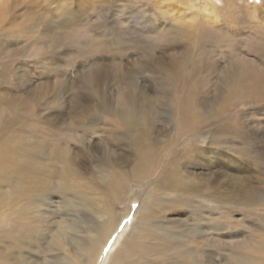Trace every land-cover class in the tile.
<instances>
[{"label": "rangeland", "instance_id": "rangeland-1", "mask_svg": "<svg viewBox=\"0 0 264 264\" xmlns=\"http://www.w3.org/2000/svg\"><path fill=\"white\" fill-rule=\"evenodd\" d=\"M201 23L217 38L206 48L212 50L211 60L218 64L212 73L200 70L197 74L201 80H206L198 98L207 101L208 104L204 102L207 108L211 105L213 109L217 107L216 112L224 106L223 91L229 88L224 86L225 78L222 76H225L229 66L230 56L238 61L239 67L250 63V67L259 69L260 94L257 95L261 96L238 97V102L230 101V104H237L230 109V97L225 95L229 113L238 115L245 126L239 131L246 135V141L230 140L226 133H222V141L216 143L226 147L228 160L224 164L217 160L216 166L210 167L211 171L215 170L211 175L205 174V168L203 171L196 169V173L202 178L200 182H210L219 179L220 169L227 168L229 173L226 177L230 175L229 178L236 181L237 175L232 167L237 163L230 159L231 155L235 157L236 152L238 158L257 160L258 165L246 162L244 189L241 184L231 183L232 187H237L229 191L228 201L207 191L194 198L185 196V200L151 195L147 200L153 205L166 207L169 204L181 210L164 217L177 222L173 241L190 240L195 244L185 245L175 253L178 249L176 245H163L161 238L156 237L159 241L153 239L152 245L157 244L158 247L141 253L139 261L145 264H255L264 258V57H261V51H264V0H0V52L9 63V77L4 83L6 94L16 103L20 98L29 97L31 107L39 111L44 120L39 122L40 126L48 127L52 132H33L29 135L30 139L35 136L45 138L44 143L49 146L68 143L75 164L88 181L92 180V176L97 179L100 174L95 172V164L108 159L115 165L117 159L121 162L129 158L126 148L130 142L122 138L123 129L118 124L120 119L111 113L99 112L98 106L102 102L115 108L119 96L131 90L137 107L142 110L145 105L146 116L149 119L153 117L144 131L147 143H168L176 124L172 109L165 104L166 96H172L169 92L172 88L169 83L160 80L163 73L159 62L163 61L164 53L172 57L174 50L180 54L181 47L194 44L195 29ZM237 27H245L246 33H239L236 37L228 33ZM167 28L175 35H165L162 29ZM117 43L121 44L122 53L105 51H112ZM151 48L152 60L149 58ZM163 48L174 50L164 51ZM257 51H260V58ZM93 66L96 71L99 70L98 75H102L98 76L101 85L95 87L94 93L93 88L86 85L89 80L87 72ZM61 85L65 87H62V93L58 89ZM76 92L82 93L84 97L80 103L86 106L80 117L70 110V99ZM88 93L93 95L86 96ZM56 94H60L61 107L47 109L46 104H54L56 108ZM69 122L73 123V128L67 134L70 140L66 141L63 137L68 131L64 127ZM54 127L59 131L55 132L57 129ZM213 127L204 126L201 133L181 147L207 146L214 133ZM77 143H84V147ZM247 145L249 151L246 153L242 146ZM98 148L105 153H98ZM148 185L131 181L132 191L125 203H117L116 208L122 212L129 211L127 215L133 214L143 202ZM57 199L53 195L52 208L45 205L42 210L53 211L55 220L62 221L68 217L74 224L69 234H74L73 230L81 225L96 224L97 214L93 209L65 206L58 204ZM125 204L127 207L123 208ZM162 221V217L157 219L159 230L163 229ZM28 238V243L33 240L31 236ZM113 239L106 244V250ZM68 242L70 245L74 243L71 236ZM120 242V239L117 240L110 250L119 248ZM34 243L36 247L37 240ZM40 244L44 246V241ZM35 247L23 246L21 257L28 256L26 250L40 256L41 261H48L49 252L44 258ZM8 261L16 262V254L13 253ZM58 261L51 258L46 264H58ZM94 264H100V259Z\"/></svg>", "mask_w": 264, "mask_h": 264}, {"label": "bare ground", "instance_id": "bare-ground-1", "mask_svg": "<svg viewBox=\"0 0 264 264\" xmlns=\"http://www.w3.org/2000/svg\"><path fill=\"white\" fill-rule=\"evenodd\" d=\"M244 28H233L228 33L235 37L239 33L243 35L246 33ZM162 31L165 35H175L170 28L162 29ZM195 31V42L192 41L194 44L181 47L180 54H176L174 49L163 48L164 51L174 50V56L166 55V52L163 61L159 62V69L163 73L159 78L163 83H169L172 88L169 91L172 96H166L165 104L172 109L176 126L168 143H147L144 131L152 123L153 117L149 119L146 116L145 105L142 106V110L137 107L138 104L133 100L131 90L119 96L115 108L102 102L98 106L99 112L111 113L120 119L118 124L123 129L122 138L130 142L127 143L126 155L132 160L124 163L123 161L129 158L121 162L117 159L114 165L112 161L105 159L102 163L95 164V172L100 174L97 179L92 176L91 181H88L75 164L68 143H54L53 146H49L44 143L45 138L35 136L33 140L30 139L29 135L33 132L40 131L48 134L52 132L48 127L40 126L39 122L44 120L39 111L31 107L29 97L20 98L16 103L7 96L4 83H7L9 77V63L5 56L1 55L2 51L0 52V261H7L0 262V264H46L51 258L58 259V264H94L99 259L100 264H145L139 261L143 255L141 253H148L158 247L157 244L152 245L153 239L159 241L156 237L161 238L163 245L168 243L170 246L176 245L178 249L175 253L180 252L185 245L195 244L190 240L173 241L172 235L176 233L175 224L177 222L164 217L168 213H179L181 210L169 204L166 207L153 205L147 200L151 195L174 196L185 200L187 199L185 196L194 198L201 195V192L207 191L228 201L229 191L237 187H232L231 183H238L239 186L241 184L244 189L246 162L258 164H256L257 160L238 158V152H236L237 156H230L233 163H237L235 167H232L237 175L236 181L231 180L230 175L226 177L228 172L226 168L220 169V180L200 182L202 178L196 173V169L203 171L205 168V174L211 175L215 170L211 171L210 167L216 166L217 160L220 164L228 160L226 147L216 143L222 141V133H226L225 135L230 140L246 141V135L239 131L245 126L239 121L238 115L229 113V108L237 105L234 102L230 104V101H236L238 97L243 96H258L257 94H260V86L258 87L260 71L254 66L250 67V63L239 67L238 61L230 56L229 66L226 68L225 76H222L225 78L224 86L229 88L223 91V94L230 97L229 108L225 95V104L220 111L216 112L217 107L213 109L212 105L207 108L208 105L204 103L207 101L198 98L202 83L204 84L206 80H201L197 74L200 70L212 73V70L216 68L218 62L211 60L212 50L206 47L217 38L202 23L198 24ZM120 47L121 44L117 43L112 51H105L122 53ZM257 53L260 58V51ZM153 56L151 48L149 58L152 60ZM261 57H264V51H261ZM87 73L89 80L86 85H90L94 93L95 87L101 85L98 81L99 70L96 71L93 66ZM209 75L206 74V76ZM62 87L64 86L61 85L58 88L61 93L65 88ZM93 93H88L86 96L93 95ZM83 97L82 93L76 92L70 99V110L75 111L74 113L79 117L86 111V106L80 103ZM60 98V94H56L54 98L56 108L54 104H46L47 109H59L62 105ZM208 101L211 100L208 99ZM215 117L217 120H214ZM209 125L214 126L212 129L214 133L207 146L181 147L184 142L191 141L195 135L201 133L204 126ZM72 128V122L64 127L65 131H68L63 137L66 141L70 140L67 134ZM56 129L55 132H58L59 128ZM77 141L80 142V139ZM77 144L82 147L84 143ZM247 147L248 145L242 146L246 153L249 151ZM102 152V149L98 148V153ZM131 181L149 185L143 202L133 214L127 215L129 211L122 212L115 205L119 202L125 203L129 192L132 191ZM53 195L58 198L56 200L58 204L62 203L65 206L79 209H93L97 214L96 224L89 226L82 223L84 227L81 225L76 231L73 230L74 234H69L68 231L74 227V224L68 217H64L62 221L55 220L52 217L53 211L42 210L45 205L52 208ZM126 207L125 204L123 208ZM48 215L51 217L46 218ZM161 217L163 229L159 230L156 224L157 219ZM197 220L208 219L197 218ZM30 236L33 240L28 243ZM70 236L74 241V243L70 242L71 245L68 242ZM113 237L112 244L121 240L119 248L110 250L111 244L106 250V244ZM34 240H37L36 247ZM42 240L44 246L40 244ZM27 245L35 247L37 253L43 255L44 258L47 257L46 252L48 251V261L44 259L41 261L40 256L28 253L26 250L28 256L21 257L23 246L26 248ZM104 251L105 254H103ZM13 253L17 256L16 262L8 261ZM255 264H264V258Z\"/></svg>", "mask_w": 264, "mask_h": 264}, {"label": "snow or ice", "instance_id": "snow-or-ice-1", "mask_svg": "<svg viewBox=\"0 0 264 264\" xmlns=\"http://www.w3.org/2000/svg\"><path fill=\"white\" fill-rule=\"evenodd\" d=\"M257 2H259V0H257Z\"/></svg>", "mask_w": 264, "mask_h": 264}]
</instances>
